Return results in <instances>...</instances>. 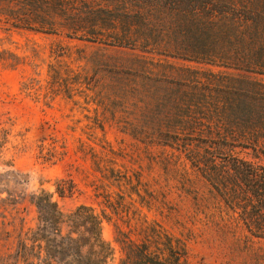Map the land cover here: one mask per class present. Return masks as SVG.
I'll list each match as a JSON object with an SVG mask.
<instances>
[{
  "label": "trees",
  "instance_id": "1",
  "mask_svg": "<svg viewBox=\"0 0 264 264\" xmlns=\"http://www.w3.org/2000/svg\"><path fill=\"white\" fill-rule=\"evenodd\" d=\"M0 24L81 42L76 56L55 47L47 88L82 99L94 113L91 128L110 124L143 144L149 171L162 167L167 187L191 201L174 234L144 211L161 194L141 166L123 162L129 154L82 144L104 208L64 213L41 190L32 198L36 226L21 229L1 264H109L105 222L118 264H203L190 253L188 224L220 243L245 244L249 264H264V0H0ZM74 190L71 182L56 192ZM169 209L168 219L179 212Z\"/></svg>",
  "mask_w": 264,
  "mask_h": 264
},
{
  "label": "rangeland",
  "instance_id": "2",
  "mask_svg": "<svg viewBox=\"0 0 264 264\" xmlns=\"http://www.w3.org/2000/svg\"><path fill=\"white\" fill-rule=\"evenodd\" d=\"M7 28L0 24V264L15 251L21 229L36 226L38 212L32 198L41 190L52 193L64 213L80 205H92L99 213L104 208L102 199L96 197L91 186L97 174L90 155L81 152L82 144L101 152L102 145L109 143L116 150L122 149L129 154L123 162L135 170L141 166L145 180L153 185L158 195L161 194L159 202H166L164 207L158 202L151 212L144 211L179 235L181 227L176 224V219L187 220L191 201L179 197L171 186L167 187L169 184L162 167L155 166L149 171L144 145L110 124L105 125L104 130L91 128L93 123L88 118L94 113L83 109L82 99L71 100L47 88L51 80L49 65L55 62V47L68 45L76 56L77 46L82 43L62 36ZM205 68L239 73L219 67ZM26 88H32V93ZM240 155L249 158L246 153ZM131 158L133 162L137 161L136 165ZM71 182L74 193L59 197L58 184L68 186ZM169 207L179 210L171 219L167 217ZM187 227L194 232L189 250L196 261L249 264L245 244L236 246L215 241L213 234L200 224H188ZM103 237L114 248L109 264H118L121 251L109 222L103 225Z\"/></svg>",
  "mask_w": 264,
  "mask_h": 264
}]
</instances>
